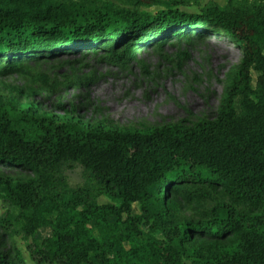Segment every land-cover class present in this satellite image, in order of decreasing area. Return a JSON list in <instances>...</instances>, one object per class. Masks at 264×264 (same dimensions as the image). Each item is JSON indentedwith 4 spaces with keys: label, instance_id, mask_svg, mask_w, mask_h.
<instances>
[{
    "label": "trees",
    "instance_id": "16d2710c",
    "mask_svg": "<svg viewBox=\"0 0 264 264\" xmlns=\"http://www.w3.org/2000/svg\"><path fill=\"white\" fill-rule=\"evenodd\" d=\"M190 5L199 11L179 9ZM154 7L167 9L143 11ZM209 34L241 54L212 120L117 128L0 100V166L31 175L0 178L3 198L24 239L50 229L33 243L32 261L264 264V0H225L222 8L197 0H0V77L43 53L97 47L133 59ZM68 163L83 169L92 193L67 188L61 169ZM216 190L229 204H217L208 220L174 218L168 204L175 198L195 201ZM100 195L110 204H98ZM0 223L11 236L10 217ZM24 261L14 244L0 251V264Z\"/></svg>",
    "mask_w": 264,
    "mask_h": 264
},
{
    "label": "rangeland",
    "instance_id": "374dc122",
    "mask_svg": "<svg viewBox=\"0 0 264 264\" xmlns=\"http://www.w3.org/2000/svg\"><path fill=\"white\" fill-rule=\"evenodd\" d=\"M197 1L200 7L210 1L220 8L225 5V0ZM165 9L154 7L143 11L155 14ZM179 9L187 13L199 11L195 5ZM40 55L25 61L22 72L0 77L1 101L34 103L46 112L69 114L86 122L117 128L191 125L214 119L241 59L230 40L210 34L167 43L160 49L151 48L137 53L133 59L120 50L97 47ZM113 55L121 60L115 61ZM251 74L255 83L258 74ZM61 173L69 190L88 189L92 193L93 185L78 164H65ZM29 177L30 173L22 168L0 166V178L25 180ZM4 195L5 188L0 187V219L10 217L14 231L6 237L0 223V251L4 245L14 244L25 264H36L30 249L34 242L40 244L49 237L50 229L39 230L33 238L24 239L14 223L17 212L4 200ZM207 195L195 201L175 198L168 205L178 220H208L217 204L229 202L219 190ZM96 202L110 204L104 195L97 196ZM236 209L248 210L242 205ZM133 214H141L137 205ZM140 229L148 232L149 228L141 226ZM164 232L165 227H161L155 235L162 238ZM183 264L191 263L184 260Z\"/></svg>",
    "mask_w": 264,
    "mask_h": 264
}]
</instances>
